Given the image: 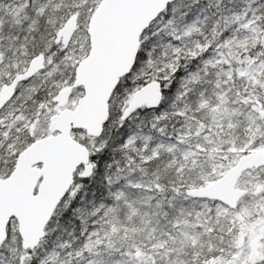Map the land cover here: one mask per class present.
Segmentation results:
<instances>
[{"label":"snow or ice","instance_id":"6c2138e0","mask_svg":"<svg viewBox=\"0 0 264 264\" xmlns=\"http://www.w3.org/2000/svg\"><path fill=\"white\" fill-rule=\"evenodd\" d=\"M0 264H264V0H0Z\"/></svg>","mask_w":264,"mask_h":264}]
</instances>
